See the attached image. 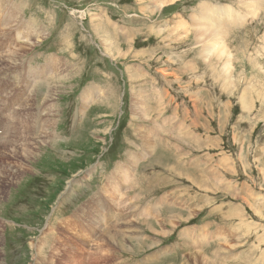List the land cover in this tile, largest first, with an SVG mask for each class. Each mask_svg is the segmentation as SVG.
Here are the masks:
<instances>
[{
	"label": "rangeland",
	"instance_id": "1",
	"mask_svg": "<svg viewBox=\"0 0 264 264\" xmlns=\"http://www.w3.org/2000/svg\"><path fill=\"white\" fill-rule=\"evenodd\" d=\"M8 1L29 26L23 33L34 25L40 34H29L32 45L21 43L16 27L6 42L0 26V56L14 52L19 59L0 68V264H264V2L178 0L155 13L151 0ZM200 1L209 8L229 6L241 16L256 8L255 16L213 26L208 11L198 13ZM209 33L225 37L233 69L226 77L214 52L204 61L192 45L194 34ZM105 40L116 42L124 57L107 51ZM27 65L48 67L43 84L34 77L24 81ZM48 82L54 88L46 104ZM139 97L147 102L146 121L135 115ZM17 113L27 130L33 128L21 140L13 134ZM36 119L47 122L38 126L40 132ZM148 131L150 140L144 137ZM22 143L32 148L30 155L21 153ZM183 176L209 184L205 195L214 205L204 212L212 214L211 207L224 203L226 209L219 210L233 219L228 261L206 257L215 248L203 251L191 239L169 240L153 256L145 247L131 253L139 238L133 189L140 193V212L168 192L173 193L167 202L183 209L203 203L204 193ZM116 181H122L119 188ZM94 196L100 201L90 207ZM77 225L80 233L99 227L84 242L73 230Z\"/></svg>",
	"mask_w": 264,
	"mask_h": 264
},
{
	"label": "bare ground",
	"instance_id": "2",
	"mask_svg": "<svg viewBox=\"0 0 264 264\" xmlns=\"http://www.w3.org/2000/svg\"><path fill=\"white\" fill-rule=\"evenodd\" d=\"M142 1V0H141ZM176 1H178V0H159V2H158V4H156L157 3V1H154V3L152 4V8H151V10H153L152 12H154L155 11V13H157V12H159L162 8H164V7H166V6H170V5H172L173 3H175ZM240 1V0H239ZM241 1H244V0H241ZM144 2V1H143ZM251 2L253 3V4H258L259 2H264V0H251ZM247 3V2H246ZM250 3V2H249ZM248 3V4H249ZM146 5V4H145ZM207 5V4H206ZM256 5H255V7H256ZM259 5V4H258ZM209 6V5H208ZM211 6V5H210ZM242 6H243V4H242ZM244 7H247V6H244ZM251 6H249V8H250ZM19 7H17L16 5H14V4H12L11 2H9L8 1V3H4V0H0V26H3L4 28H6L5 29V31H2L3 32V34L1 35V40H6V42L8 41V39L10 38V36H11V34H12V31L14 30V28H16L17 27V29H16V33H15V35H17V37H18V41H21V43H27L28 45H32L33 44V42H32V39H31V35H29V34H31V33H35V34H38L39 32H37V30L35 29V26L33 25L32 27H31V29L29 30V33H23V30L25 29V28H28L29 26H27V23L21 18H19V13H20V10L18 9ZM248 8V7H247ZM201 9L202 10H204V8L203 7H201ZM201 9H200V11L198 12V13H200V12H202L201 11ZM240 9V8H239ZM251 9V8H250ZM207 10V9H206ZM255 10H256V8H255ZM255 10L254 11H252V10H248L249 11V13L248 14H251V15H253V16H255ZM259 11V9L256 11V12H258ZM161 12V11H160ZM204 12L205 11H203V13H202V17H205V15H204ZM210 14H211V16H212V20L210 21L209 20V23L211 22L212 23V21H213V23H212V25L214 26L217 22H222V20L223 21H225V22H227V20H232L233 19V17L234 16H238V19L240 18V19H242V18H244L245 16H247V13H246V15H242L241 16V12L239 13V12H237L236 13V11L233 9V8H229V6H226V5H224V6H215V7H213V10L212 11H208ZM243 12V11H242ZM7 13H9V16H8V18H10V21H9V23H7V22H4L3 23V20H4V18H5V16H6V14ZM162 13V12H161ZM206 13V12H205ZM198 15V14H197ZM207 15V14H206ZM257 15V14H256ZM194 16V15H193ZM192 17V16H191ZM195 17V16H194ZM197 17V16H196ZM202 17H201V19H202ZM236 18V17H235ZM181 19V18H180ZM207 19H208V16H207ZM255 19V18H254ZM197 19H195L194 21H196ZM248 20V19H247ZM179 21V20H178ZM199 21V20H198ZM233 21V20H232ZM236 21V20H235ZM239 21V20H238ZM244 21V20H243ZM242 21V22H243ZM180 22V21H179ZM192 22V21H191ZM206 22V21H205ZM177 23V22H176ZM199 23V22H198ZM198 23H196V24H198ZM188 24V23H187ZM200 24V23H199ZM203 24H205V23H203ZM20 25L22 26V28L20 29V30H18L19 29V27H20ZM201 25H202V23H201ZM181 27H185L186 26V23H181V25H180ZM194 26H196V25H194ZM205 26V25H204ZM211 26V24L210 25H208V27L207 28H209ZM2 27V28H3ZM1 28V27H0ZM194 28V27H193ZM207 28H206V30H207ZM210 29V28H209ZM95 31V30H94ZM199 31V30H198ZM216 31H218V30H216ZM226 31H227V29H226ZM226 31H225V33H226ZM97 32V31H96ZM205 33V32H204ZM219 33V32H218ZM40 34V33H39ZM185 34H186V32H185ZM210 34V33H209ZM209 34H207V35H209ZM213 34V35H212ZM212 34H210L209 35V37L210 38H212V39H209V37H206V38H203V35L204 34H202V35H197V34H194V36H193V39L191 40L192 41V45L194 46V47H199V49H200V57H201V60H204V61H208L210 58H208L207 56L209 55V54H211L210 52H214V54L212 55V56H214V59H215V61H216V63L218 64V63H221V68H222V73H223V75L226 77L228 74H230V73H232V63H231V60H230V50H229V48H227V47H224L223 46V39L225 38V37H222V38H220V37H217V35L218 34H214V33H212ZM14 35H12V37H13ZM206 36V35H205ZM204 36V37H205ZM156 37V36H155ZM213 38H214V40H213ZM116 41V40H115ZM1 42V41H0ZM3 43H5L4 41H2ZM105 42H106V44L104 43L103 44V46H104V48L107 50V51H109V52H113L114 53V55H115V53L117 54L116 55V57H119V58H122V57H124V53H123V51L122 50H119V48L116 46V42H112V43H109L107 40H105ZM2 45V44H1ZM8 45V44H7ZM4 46V45H3ZM116 46V47H115ZM6 46H4V48H5ZM193 47V48H194ZM262 48H263V46H261ZM109 48H111V49H109ZM189 48V47H188ZM19 49V48H18ZM191 50H192V47H191ZM256 50V49H255ZM263 51H264V48H263ZM191 52V51H190ZM256 52V51H255ZM13 53V56L11 55ZM5 54V53H4ZM126 54V53H125ZM9 55H11L12 57H9ZM250 55V54H249ZM105 56V55H104ZM256 56H258V57H262V54H259L258 52L256 53ZM1 58H0V68H3V66H7V65H13V62H14V66L15 65H17L16 63L17 62H19L18 60V58H17V56H16V54L14 53V52H11L10 54L8 53V54H6L5 56H0ZM107 57V56H106ZM210 57V56H209ZM21 59V58H20ZM23 59V58H22ZM50 61V60H49ZM21 62V61H20ZM25 62V61H24ZM55 62H57V61H55ZM54 63L52 62V64H48L49 65V67L51 68V70H50V72H52L53 70H54V66H52ZM56 64V63H55ZM20 65V64H19ZM259 66H261V64L259 63L258 64ZM28 66V65H27ZM256 67H257V65H255ZM21 67V66H20ZM12 68V67H11ZM33 67H27V69H28V71L27 70H25L24 69V75H23V79H24V81L25 82H27V80L29 79V78H31V77H34V78H36V79H38V81L40 80V81H42V80H44V78H46V76H47V70H48V67H46V66H43V67H40V68H38V69H32ZM5 69V68H4ZM16 69V68H15ZM20 69V68H19ZM6 70H8V69H6ZM12 71V70H11ZM11 71H9V72H11ZM14 71V70H13ZM18 71V70H17ZM16 72V71H15ZM3 74V73H2ZM12 74H13V72H12ZM51 75H52V73H50ZM4 76V75H3ZM13 76V75H12ZM21 76V74L20 73H16V75H15V77H16V80L19 78ZM50 76V75H49ZM55 77V76H54ZM52 78V77H51ZM50 78V79H51ZM50 79H49V81H50ZM6 80V79H5ZM14 80H15V78H14ZM39 81V83L41 84V82ZM5 82V81H4ZM3 82V83H4ZM17 82V81H16ZM45 82V81H44ZM43 81H42V84L44 83ZM54 82V81H53ZM2 82H1V84H3ZM12 83V82H11ZM20 83V82H19ZM37 83V82H36ZM38 83V84H39ZM5 84V83H4ZM48 84V86H47V88H46V90H47V93H48V95H47V97L45 98V103L46 104H48V101L50 100H52L53 98L51 97V92L53 91V88H54V85H52V87L50 86V82H48L47 83ZM46 84V85H47ZM17 85H22L21 83L20 84H17ZM8 86V85H7ZM10 86V85H9ZM23 86V85H22ZM18 87V86H17ZM20 89V88H19ZM18 90V89H17ZM29 90V89H28ZM35 90V89H34ZM108 90V89H107ZM1 91V90H0ZM3 91V90H2ZM106 91V90H105ZM30 92V91H29ZM31 93H33V92H31ZM10 94V93H9ZM14 94V93H13ZM13 94H12V96H13ZM16 94H18V92L16 93ZM106 94V93H105ZM84 95V94H83ZM86 95V94H85ZM196 95V94H195ZM242 95V94H241ZM244 95V94H243ZM242 95V96H243ZM32 97V96H31ZM106 97V96H105ZM110 98H111V95L109 96ZM244 97V96H243ZM10 97H8V99H9ZM83 98H85V97H83ZM141 98L142 97H139V98H137L136 100H135V102H134V105H133V107L135 108V110L138 112V113H136L135 115L137 116L136 118H139V117H141L140 118V120L142 119V120H144V121H146V120H148V119H150L151 117H149V115L145 112L144 113V109H143V105L144 104H146V103H144L143 104V99L141 100ZM11 99V98H10ZM146 99V98H145ZM83 100V99H82ZM147 100V99H146ZM6 101V100H5ZM24 101H26V100H24ZM23 101V102H24ZM28 101V100H27ZM44 101V100H43ZM84 101V100H83ZM243 101V100H242ZM34 102V96L29 100V103H33ZM86 102V101H85ZM5 103V102H4ZM19 103V102H18ZM167 103V102H166ZM31 104H28L29 106L31 105ZM245 104V102H243V105ZM6 105V104H5ZM27 105V106H28ZM38 105H40V106H42L43 105V102H41L40 104H38ZM166 105V104H165ZM241 106H242V104H241ZM246 106V105H245ZM23 107V106H22ZM243 107V106H242ZM29 108V107H28ZM32 108V107H31ZM31 108L29 109V110H31ZM146 109V108H145ZM21 110H23V109H21ZM20 110V111H21ZM25 110V109H24ZM163 110V109H162ZM26 111H27V109H26ZM33 111V110H32ZM41 111V110H40ZM22 112H24V111H22ZM42 112V111H41ZM150 112V111H149ZM8 113V112H7ZM167 113V112H166ZM5 114V113H4ZM33 114V113H32ZM34 115V114H33ZM32 115V116H33ZM182 115V114H181ZM187 115V114H186ZM1 116V115H0ZM16 116V121H18V122H16V124L18 125H15V126H17V128L13 131L14 133V137H19L18 139L19 140H21V135H22V133L25 135V130H27L26 129V123L24 122V121H22V119H20V117H19V113H17V115H15ZM24 116V115H23ZM26 116H28V114L26 115ZM31 116V117H32ZM36 116V115H35ZM6 117V116H5ZM30 117V118H31ZM29 118V117H28ZM27 118V119H28ZM33 118V117H32ZM187 118V117H186ZM189 118V117H188ZM26 119V118H25ZM198 119V118H197ZM29 120V119H28ZM34 120V119H33ZM32 120V121H33ZM37 120V119H36ZM45 120H46V118H45ZM189 120V119H188ZM27 121V120H26ZM31 121V120H30ZM47 121V120H46ZM167 121V120H166ZM165 121V122H166ZM170 121H172V120H170ZM169 121V122H170ZM28 123H29V121H27ZM38 122V124H37V126H36V128L35 129H38V126L40 125V124H42V123H47V122H43V119L42 120H40V119H38L37 121H36V123ZM6 123V122H5ZM191 123H192V121H191ZM174 124V123H173ZM181 124V123H180ZM193 124H198V122H197V120H195L194 122H193ZM34 125V124H33ZM47 125V124H46ZM201 125V124H200ZM5 126V125H4ZM44 126V125H43ZM178 126V125H177ZM184 126V125H183ZM182 126V127H183ZM1 127V126H0ZM28 127H29V125H28ZM180 127V126H179ZM190 127V126H189ZM194 127H195V125H194ZM45 128H46V126H45ZM48 130H49V128H50V126H49V124H48ZM164 128V127H163ZM174 128H176V125L174 126ZM203 128H205V127H203ZM187 129H188V127H187ZM191 129V128H190ZM4 130L6 131V132H10V127H5L4 128ZM47 130V129H46ZM158 130V129H157ZM161 130V129H160ZM164 130H166L165 128H164ZM178 130V129H177ZM189 130V129H188ZM206 130H208V129H206ZM28 132H32L33 131V128H32V126H31V128L29 127V129L27 130ZM43 131V130H42ZM38 132H40L39 131V129H38ZM44 132V131H43ZM43 132H41V135H42V133ZM161 133V132H160ZM165 133H166V131H165ZM179 133V132H178ZM12 134V135H13ZM45 134H46V132H45ZM152 134V131H148V132H146L145 133V135H144V137H146L147 138V140H150V138H152V136H150ZM168 134V133H167ZM5 135V134H4ZM27 135L28 134H26V136L25 137H27ZM40 135V136H41ZM43 135H44V133H43ZM148 136H149V138H148ZM25 137H22V138H25ZM28 137H30V136H28ZM44 137V136H43ZM172 137V136H171ZM192 137H194V136H192ZM36 138V137H35ZM184 138V137H183ZM16 139V138H15ZM192 140L193 139H191V142H192ZM43 141V140H42ZM166 141V140H165ZM168 141V140H167ZM5 141H3V143H4ZM13 142H15V141H13ZM47 142V141H46ZM149 142V141H148ZM188 142H189V140H188ZM157 143H158V141H157ZM2 144V143H1ZM8 144V143H7ZM23 144V143H22ZM26 144V143H25ZM147 144V143H146ZM160 144V143H159ZM164 144V143H163ZM11 145V144H10ZM29 145V144H28ZM165 145V144H164ZM163 145V146H164ZM166 145H167V142H166ZM173 145V144H172ZM176 145V144H175ZM175 145H173V146H175ZM195 145V144H194ZM3 146V145H2ZM17 146V145H16ZM23 147H24V144L22 145ZM21 145L19 146H17V147H15V148H19V147H22ZM155 146V145H154ZM189 146V145H188ZM187 146V147H188ZM14 147V146H13ZM150 147V146H149ZM8 148V147H7ZM9 148H10V146H9ZM25 149H21V153L24 155V154H31L32 153V148L30 147H24ZM145 148V147H144ZM30 149V150H29ZM34 149V148H33ZM261 149V148H260ZM12 150V149H11ZM14 150V149H13ZM20 150V149H19ZM155 150V149H154ZM166 150V149H165ZM256 150V149H255ZM25 151L27 152V153H25ZM34 151V150H33ZM144 151H145V149H144ZM148 151H149V148H148ZM157 151V150H156ZM159 151V150H158ZM163 151V150H162ZM162 151H159L160 153L162 152ZM14 152V151H13ZM142 152V151H141ZM146 152V151H145ZM144 152V153H145ZM15 153V152H14ZM34 153V152H33ZM168 154V153H167ZM169 155V154H168ZM28 156V155H27ZM26 156V157H27ZM141 156H143L142 154H141ZM167 156V155H166ZM255 156H258V155H255ZM28 157H30V156H28ZM260 157V156H259ZM130 158V157H129ZM144 158H145V156H144ZM158 158V157H157ZM255 158V157H254ZM29 159V158H28ZM160 159V158H159ZM159 159H157V161L156 160H154V158H153V161H155V162H158V160ZM258 160V159H257ZM185 161V160H184ZM197 163V162H196ZM195 163V164H196ZM123 164V163H122ZM153 164V163H152ZM166 164V163H165ZM173 164V163H172ZM171 164V165H172ZM262 164V163H261ZM141 165V164H140ZM156 165H157V163H156ZM161 165V164H160ZM170 165V164H169ZM178 165V164H177ZM245 166V165H244ZM243 166V167H244ZM142 167V166H141ZM173 168H175V166L173 167ZM137 169H139V168H137ZM163 169V168H162ZM178 169V168H177ZM213 169V168H212ZM215 169V168H214ZM134 170V169H133ZM171 170V169H170ZM173 170V169H172ZM126 171V170H125ZM167 172H168V170H166ZM176 171V170H175ZM178 171H180V170H178ZM215 171H216V169L213 171H211V172H213V173H215ZM116 173H117V170H116ZM175 173V172H174ZM184 173V172H183ZM180 174V173H179ZM129 175H131V174H129ZM128 175V176H129ZM151 175V174H150ZM182 175V174H181ZM185 175V174H184ZM187 175V174H186ZM127 176V175H126ZM137 176V175H136ZM180 176V175H179ZM185 179H186V181H188L190 184H194V186H196V188H198V189H200V191L202 192V193H204V195L202 196V199H201V201L202 200H205V199H207V196L205 195L206 194V191L208 190V188H207V186H209V184L208 183H206V184H204V185H202V184H196V183H194V182H191L190 180L191 179H188V178H186L187 176H183ZM188 177L190 178V176L188 175ZM195 177V176H194ZM140 178V177H139ZM174 178H176V177H174ZM178 178V177H177ZM183 178V179H184ZM123 179V178H122ZM137 179V178H136ZM141 179V178H140ZM126 180H127V178H126ZM150 181V180H149ZM124 182H125V180H124ZM139 182V181H138ZM119 183H121L120 181H116V183L114 184L117 188H119ZM179 184V183H178ZM127 185V184H126ZM235 185V184H234ZM123 186V185H122ZM193 186V185H192ZM127 187V186H126ZM206 187V188H205ZM178 189V188H177ZM124 190V189H123ZM134 190V189H133ZM147 190V189H146ZM121 193V192H120ZM106 194V193H105ZM116 197V196H115ZM117 198V197H116ZM174 198V197H173ZM96 199H97V201H98V203H99V198L97 197V196H94V198L92 199H90L87 203L89 204V203H91L92 204V206H90V207H96L97 206V201H96ZM212 198L210 197L209 198V200H211ZM116 200V199H115ZM114 200V201H115ZM113 203V202H112ZM91 204H89V205H91ZM141 204V203H140ZM222 204H224V203H222ZM222 204H220V205H218V206H215V207H212V209H213V211H211V212H217L218 211V213H222L221 211H219V209L222 207L223 208V205ZM214 205V204H213ZM146 206V205H145ZM224 209H226V208H223V210ZM222 210V209H221ZM239 211L241 210V208L240 209H238ZM242 214H244L243 212H242ZM134 216V215H133ZM233 216V215H232ZM234 216H238V215H234ZM135 218V217H134ZM238 219H240L241 220V218H238ZM243 223V221H241L240 222V224H242ZM65 224H67L66 223V221H65ZM97 226V228L99 227L98 225H96ZM92 227L93 226H91V229H92ZM127 229V228H126ZM236 229V228H235ZM73 230H75L74 232L75 233H77V234H79V236H80V231L78 230V228L76 227L75 229L73 228ZM92 230H94V229H92ZM125 235V234H124ZM81 238L83 239V240H85L86 238H87V234H84V233H82L81 234ZM115 238H117L116 236H115ZM119 238V237H118ZM88 240H91L90 238L88 239ZM184 241V240H183ZM185 241H186V239H185ZM87 242V241H86ZM190 242V241H189ZM96 243V240H95V242H92V244H93V246H94V244ZM184 244V243H183ZM187 244V243H186ZM185 244V245H186ZM189 245V244H188ZM197 245V244H196ZM97 246V245H96ZM109 246V245H108ZM187 246V245H186ZM185 246V248H188V247H186ZM191 246H193L192 244H191ZM199 246V245H198ZM100 248L101 247H98L97 246V250L99 251V252H101V254L102 255H104V251L103 250H101L100 251ZM181 248H183V247H181ZM189 248H190V246H189ZM198 249H200V248H198ZM185 250V249H184ZM195 252V251H194ZM90 253H93V251H92V249H91V252ZM174 253V252H173ZM239 257V256H238ZM153 258V257H152ZM200 258V257H199ZM218 259V258H217ZM237 259V258H236ZM233 260V259H232ZM200 261H201V258H200ZM230 262V261H229ZM149 263V262H148Z\"/></svg>",
	"mask_w": 264,
	"mask_h": 264
},
{
	"label": "crops",
	"instance_id": "3",
	"mask_svg": "<svg viewBox=\"0 0 264 264\" xmlns=\"http://www.w3.org/2000/svg\"><path fill=\"white\" fill-rule=\"evenodd\" d=\"M203 185V184H202ZM207 196V195H206ZM209 196H207V199H205V200H202L201 202H204V203H206L207 205H212L213 206V203H212V201L211 200H209ZM202 199V198H201ZM212 208V207H211ZM229 219H230V217H228ZM151 256H153V255H151Z\"/></svg>",
	"mask_w": 264,
	"mask_h": 264
}]
</instances>
